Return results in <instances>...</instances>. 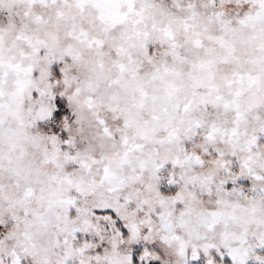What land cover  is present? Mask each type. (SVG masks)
<instances>
[{
  "label": "snow or ice",
  "instance_id": "6c2138e0",
  "mask_svg": "<svg viewBox=\"0 0 264 264\" xmlns=\"http://www.w3.org/2000/svg\"><path fill=\"white\" fill-rule=\"evenodd\" d=\"M0 264H264V0H0Z\"/></svg>",
  "mask_w": 264,
  "mask_h": 264
}]
</instances>
